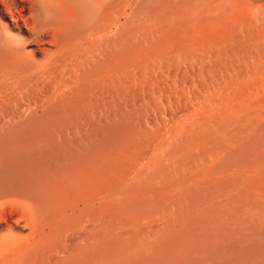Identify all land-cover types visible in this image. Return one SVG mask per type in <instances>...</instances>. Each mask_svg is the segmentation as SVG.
I'll return each instance as SVG.
<instances>
[{"label": "bare ground", "instance_id": "1", "mask_svg": "<svg viewBox=\"0 0 264 264\" xmlns=\"http://www.w3.org/2000/svg\"><path fill=\"white\" fill-rule=\"evenodd\" d=\"M0 264H264V0H0Z\"/></svg>", "mask_w": 264, "mask_h": 264}]
</instances>
